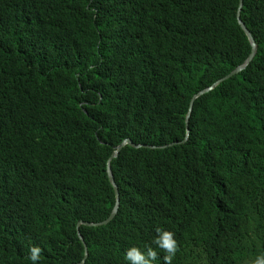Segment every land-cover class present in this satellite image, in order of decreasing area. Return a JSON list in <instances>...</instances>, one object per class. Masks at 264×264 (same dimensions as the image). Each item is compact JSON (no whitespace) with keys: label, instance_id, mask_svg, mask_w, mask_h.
<instances>
[{"label":"trees","instance_id":"1","mask_svg":"<svg viewBox=\"0 0 264 264\" xmlns=\"http://www.w3.org/2000/svg\"><path fill=\"white\" fill-rule=\"evenodd\" d=\"M0 0V264H172L264 252V0ZM111 160L120 204L107 172ZM185 140V141H184ZM80 224V225H79ZM79 226V227H78ZM82 234L85 243L79 237ZM156 264H163L156 249Z\"/></svg>","mask_w":264,"mask_h":264},{"label":"clouds","instance_id":"2","mask_svg":"<svg viewBox=\"0 0 264 264\" xmlns=\"http://www.w3.org/2000/svg\"><path fill=\"white\" fill-rule=\"evenodd\" d=\"M156 235L152 241L155 249L149 245L139 247L132 245L124 252V260L126 264H156L157 251L163 253V264H172L174 257L178 251V243L175 238V233L171 230L157 227ZM42 249L37 245H31L28 249V254L25 259L31 264H39L41 259ZM248 264H264V252H260L248 261Z\"/></svg>","mask_w":264,"mask_h":264},{"label":"water","instance_id":"3","mask_svg":"<svg viewBox=\"0 0 264 264\" xmlns=\"http://www.w3.org/2000/svg\"><path fill=\"white\" fill-rule=\"evenodd\" d=\"M241 8H242V0H239L238 9H237V23H238V25L240 26V28L242 29V31L244 32V34L246 35V37L248 39L249 45L251 47L250 54L245 59V61L240 66L236 67L232 72H230V73L226 74L225 76L217 79L210 86H208V87H206V88L198 91L196 94H194L192 96V98H191L192 100H191V103H190V108H189V111H188L187 116H186L187 136H186L185 140H187V137L189 135L188 122H189V118H190V115H191V111H192V106H193L194 100L197 97H199V95H201L203 93H206V92L210 91L211 89H213L214 86H216L217 84H219L223 80H225L227 78L229 79L232 76L237 75L238 73H240L242 70L245 69L246 66L249 65V63L252 61V59L254 58V56L256 54V45H255V43H254V41H253V39H252L249 31L246 29V27L241 22L240 17H239ZM177 143H180V142L175 141V142H171V143H168V144H165V145H162V146H154V145H147V144H137V143L133 142L131 139H125L121 144H119L115 148L114 152L112 153V156L110 157V159L108 161V166H107V172H108V175H109V179H110V181H111V183H112V185L114 187L115 193H116V203H115V206H114L113 210L111 211V213L109 214V216L106 219H104V220H102L100 222H96V223H93V222H80V224H84V225H87V226H95V227H98V226H102V225H107L116 216V214L118 212L119 204H120V193H119V188H118V186H117V184L115 182V179H114V176H113V173H112L111 160L114 157L118 156V154L120 153V151H121V149L123 147H125L126 145H132V146H134L136 148H140V147H149V148H157V147H159V148H165V147H168V146H172L174 144H177ZM78 234H79V237L82 240V242H83V244L85 245V248H86L85 240H84L82 234L80 233V231H78ZM86 257H87V252L85 253L84 259L81 262H78L77 264H83L85 262Z\"/></svg>","mask_w":264,"mask_h":264}]
</instances>
